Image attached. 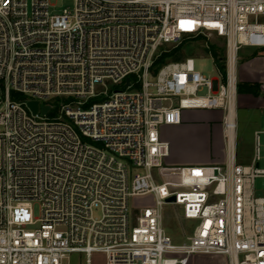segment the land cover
<instances>
[{"label":"built area","instance_id":"1","mask_svg":"<svg viewBox=\"0 0 264 264\" xmlns=\"http://www.w3.org/2000/svg\"><path fill=\"white\" fill-rule=\"evenodd\" d=\"M185 36L223 41L217 76L193 57L153 70L161 46ZM244 47L264 49V0H74L62 11L0 0V264H70L71 253L85 264L94 253L105 264H188L194 254L264 264L258 134L253 162L237 158ZM184 109L223 110L225 162L167 161L161 129ZM168 204L195 222L181 243L164 228Z\"/></svg>","mask_w":264,"mask_h":264},{"label":"rangeland","instance_id":"2","mask_svg":"<svg viewBox=\"0 0 264 264\" xmlns=\"http://www.w3.org/2000/svg\"><path fill=\"white\" fill-rule=\"evenodd\" d=\"M57 11H62L64 8H73L74 0H51ZM220 48L224 50L223 41L216 37L210 38L185 36L179 43L165 44L161 46L158 57V65H163L166 62L182 60L186 57H193L197 70L211 75H218V68L214 62L213 49ZM251 47H244L240 53L239 67L240 82L259 83L261 88L260 95H254L247 92L239 93L237 107V158L242 164H251L256 152V130L260 132L259 148L260 159L259 166L264 168V110L262 108H254L249 105L250 102H244L243 99H250L251 95L264 99V50H256ZM110 91L114 87L109 85ZM250 95V96H248ZM14 99L26 97L22 94L13 92ZM242 99V100H240ZM96 101L99 99L96 98ZM4 101V87L0 82V105ZM248 101V100H247ZM190 111L207 112L206 110L191 109ZM203 125L197 130H190L184 134L182 138L177 139L178 152L183 157H198L203 156L204 151V134L208 133ZM203 140V142H202ZM169 163L170 158L167 160ZM172 164V163H171ZM257 190L264 191V176H259L255 180ZM151 202V197L137 199V202ZM35 216L41 215V205L39 202L34 203ZM178 213H182V207L179 205L168 204L165 207L164 228L172 239L181 243L192 233V228L195 222L178 217ZM93 264H105L106 259L103 253H94ZM70 264H85L84 256L80 253H71L69 256ZM188 264H229L226 256L211 255V254H194L190 257Z\"/></svg>","mask_w":264,"mask_h":264},{"label":"crops","instance_id":"3","mask_svg":"<svg viewBox=\"0 0 264 264\" xmlns=\"http://www.w3.org/2000/svg\"><path fill=\"white\" fill-rule=\"evenodd\" d=\"M264 50V49H262ZM256 51V50H255ZM263 82L264 81L260 80ZM250 96V95H248ZM242 100V99H240ZM248 100V101H247ZM244 102H250L247 106H252L254 108H262L264 110V99L260 97L252 96L250 99H243ZM191 109H184L182 114V120L178 124L165 125L161 129L163 138L169 140L171 144V155L170 162L177 165L186 164H220L226 160V146L223 134V115L222 109H197L206 110L207 112L201 111H190ZM203 125L207 129L204 144V155L198 157H183L177 148V139L182 138V136L190 130H197ZM261 130H256V135L260 137Z\"/></svg>","mask_w":264,"mask_h":264},{"label":"trees","instance_id":"4","mask_svg":"<svg viewBox=\"0 0 264 264\" xmlns=\"http://www.w3.org/2000/svg\"><path fill=\"white\" fill-rule=\"evenodd\" d=\"M213 54L214 57L218 60H221L224 58V50L222 52V49L220 50V48H214L213 50ZM159 57L156 58L154 66H153V70L157 71L158 68L160 67V65H158L159 62ZM238 92L242 93V92H247V93H251L254 95H260L261 93V88H260V84L259 83H249V82H239L238 85Z\"/></svg>","mask_w":264,"mask_h":264},{"label":"water","instance_id":"5","mask_svg":"<svg viewBox=\"0 0 264 264\" xmlns=\"http://www.w3.org/2000/svg\"><path fill=\"white\" fill-rule=\"evenodd\" d=\"M129 82H130V77H128L126 79V84H129ZM28 106L32 109V111L34 113H37V111L39 110V101H37V100H30L28 102ZM50 108H51L50 105L43 106L42 107L43 113H47L50 110ZM258 195H261V191H258ZM174 200H175V197H172V198L169 199V201H174Z\"/></svg>","mask_w":264,"mask_h":264}]
</instances>
